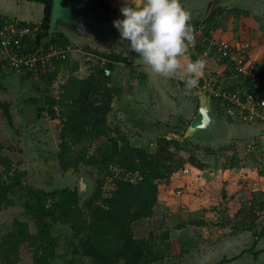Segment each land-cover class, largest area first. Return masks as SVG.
<instances>
[{
    "label": "rangeland",
    "instance_id": "obj_1",
    "mask_svg": "<svg viewBox=\"0 0 264 264\" xmlns=\"http://www.w3.org/2000/svg\"><path fill=\"white\" fill-rule=\"evenodd\" d=\"M103 1L54 0L53 35L60 41L63 39L59 38L58 30L68 35L65 48L69 49V57L60 63L58 78L52 86L56 87L71 74L84 76L97 67H110L111 79L122 89L108 117L111 127L124 133L133 145L150 152L158 149L159 139L163 137L182 140L180 145L171 143L169 148L178 157L176 165L183 167L158 181L154 215L134 224L136 235L155 234L165 245L167 257L154 264H217L224 258L230 259L227 264H254L255 256L246 250L253 246L255 234L264 228V121L231 116L221 102L212 98L211 111L216 123L207 133L211 139L206 140L203 135L206 133L201 132L191 135L194 137L185 143L183 138L190 137L186 136L189 127L199 122L197 115L203 93L213 97L219 90L233 88L245 96L253 94L254 89L246 86V77L235 72V59L225 62L217 43L228 41L234 48V57H241L243 65L249 68L260 63L264 59V0H181L190 13L194 35L182 63L186 65L196 59L206 62L198 88L189 94H185L180 76L165 78L153 73L121 41L119 31L110 23L122 18L120 9L125 0ZM222 6L238 9L237 13L224 16L220 23L215 22L221 24L219 28L205 34L206 18L211 10ZM0 8L4 10L1 4ZM34 14L38 18L34 20H40L39 8ZM85 46L105 54L115 49L128 62L109 66L105 57L86 51ZM1 56L0 60L4 54ZM75 66L77 69L73 70ZM256 69L263 74L256 90L264 94V65ZM43 78L23 71L0 73V82L5 87L0 90V142L6 146L4 153L16 167L26 171L24 181L28 185L46 189L81 185L82 192L89 187L93 191L99 176L96 169L82 166L79 171H61L57 158L59 120H52L47 110L42 114L38 110L40 105H46L48 95ZM30 96L36 97L38 103H28ZM5 103H9L13 124L4 114ZM193 154L203 163V168L188 161ZM106 188H111L110 180ZM10 197L13 204L0 211L1 232L12 230L15 219L28 222L31 231H35L24 206V190L18 189ZM253 221L252 231L236 230L239 223ZM53 231L60 245L52 264H66L72 255L68 243L71 230L67 225L57 224ZM166 233L168 238L162 239ZM256 248L257 245L253 249ZM32 255L31 248L24 245L18 264H33Z\"/></svg>",
    "mask_w": 264,
    "mask_h": 264
},
{
    "label": "trees",
    "instance_id": "obj_2",
    "mask_svg": "<svg viewBox=\"0 0 264 264\" xmlns=\"http://www.w3.org/2000/svg\"><path fill=\"white\" fill-rule=\"evenodd\" d=\"M29 1L42 4L43 16L38 21L19 20L18 23L41 24L43 32L36 41H25L26 50L34 51L38 47L43 49L39 55H45L48 52L45 47L51 48L53 43L55 46H66L69 39L64 33L57 31L62 41L56 40L58 37L53 35L54 0ZM100 3L104 1L100 0ZM212 4L213 1L210 7ZM237 10L223 6L211 10L212 13L205 20L207 25L204 28L205 34H208L212 28H219L221 24H217L224 16L235 14ZM244 13L250 12L244 11ZM12 19L18 18L8 20ZM5 20L2 18L0 22ZM48 37L50 40L43 39ZM84 49L105 57L109 61V66L128 62V58L115 49H111L107 54L88 46ZM68 57L69 55L66 58L54 57L48 62L40 61L42 58H39L35 71L29 68L13 69L1 59L0 73L6 70L23 71L44 77L48 95L44 101L46 105H40L38 110L39 114L47 110L52 120H59L57 158L61 171L64 173L71 170L79 171L85 166L96 169L99 176L96 178L91 195L83 201L81 185L74 187L65 185L53 189L28 185L24 181L26 171L15 166L12 158L4 153L5 144L0 142V211L12 205L11 194L22 189L25 192L26 213L36 227L35 231H31L28 222L15 219L12 230L1 232L0 229V264H18L24 245L31 248L33 264H52L58 256L57 250L60 245L59 238L53 231L57 224L67 225L71 230L68 243L72 247V255L67 259L66 264H154L162 261L167 257L165 245L155 234L138 237L134 231V224L154 215L158 202V181L169 177L179 167H183V164L176 165L178 157L169 148L171 143L180 145L182 140L163 137L159 139L158 149L150 152L145 147L133 145L124 133L112 128L108 117L113 110L114 99L122 93V89L114 84L110 75H105V66L97 67L84 76L76 71L77 74H71L65 81L53 87L60 72V63L68 61ZM223 59L228 62L230 58L223 57ZM234 62L235 72L246 77V86L254 89V96H264L256 90L260 82L256 81L253 75L240 72L237 62ZM263 65L264 59L249 69L256 77L263 79V74L256 69ZM76 69L77 66L73 70ZM51 88H54V91H51ZM1 89L5 87L0 82ZM222 90L231 94L237 93L242 100H246L247 96L233 88ZM212 96L210 99L212 106V101L215 99L221 102L224 108V103L227 101L223 102L222 97L214 94ZM27 102L37 104L38 99L30 96ZM8 106L9 103L3 104L4 114L13 124ZM227 106L232 104L228 102ZM225 110L227 112V109ZM217 115L222 117L218 112ZM219 123L222 124L220 121ZM203 135L206 136V140L211 139L209 134ZM214 135L219 134L214 133ZM193 137L183 138V143ZM188 161L198 168L204 167L195 154ZM109 180L111 188L107 189ZM254 227V221L241 222L236 230L252 231ZM255 237L253 246L246 250L254 256L258 252L253 248L257 241L264 237V228L257 232ZM167 238V233L164 237L162 235V239ZM229 261V258H224L217 264H227Z\"/></svg>",
    "mask_w": 264,
    "mask_h": 264
},
{
    "label": "clouds",
    "instance_id": "obj_3",
    "mask_svg": "<svg viewBox=\"0 0 264 264\" xmlns=\"http://www.w3.org/2000/svg\"><path fill=\"white\" fill-rule=\"evenodd\" d=\"M122 18L113 21L121 41L138 54L151 71L165 78L180 76L185 94L198 88L206 67L203 59L182 63L194 42L190 13L181 0H125Z\"/></svg>",
    "mask_w": 264,
    "mask_h": 264
},
{
    "label": "built area",
    "instance_id": "obj_4",
    "mask_svg": "<svg viewBox=\"0 0 264 264\" xmlns=\"http://www.w3.org/2000/svg\"><path fill=\"white\" fill-rule=\"evenodd\" d=\"M19 19L0 22V54H4V60L7 62L9 67L16 70L22 69H32L35 71L37 69V62L39 58L40 61H51L54 57L66 58L69 55V49L66 46L56 45L53 43L51 48L45 47L48 51L45 55H39V52L43 49L36 48L34 51L26 50V42L36 41L38 36H41L43 28L41 24H27L21 25ZM50 40L48 38H43ZM217 48L223 57L235 59L237 62V68L240 72L245 75H253L256 81L262 82V79L255 76L249 66L243 65V60L241 57H234V48L228 41H221L217 43ZM3 57V56H2ZM52 58V59H51ZM28 69V70H29ZM105 75L109 76L111 69L109 67L104 68ZM217 97H222L224 103V108L227 112L232 114V116H242L245 121H264V96L255 97L253 94H248L246 100H242L240 95L237 93L231 94V92L220 91L213 93ZM209 100L211 96H208ZM230 102L232 106H227Z\"/></svg>",
    "mask_w": 264,
    "mask_h": 264
},
{
    "label": "crops",
    "instance_id": "obj_5",
    "mask_svg": "<svg viewBox=\"0 0 264 264\" xmlns=\"http://www.w3.org/2000/svg\"><path fill=\"white\" fill-rule=\"evenodd\" d=\"M1 6L3 5L4 10L0 8V20L2 18L9 19V18H18L19 20L22 21H31L34 22L38 19L35 18L34 16H37L34 14V10H41L42 16H43V6L41 3L36 2V1H29V0H0ZM13 13L14 15L11 16L9 14L5 15V13ZM39 17V19L42 18ZM7 17V18H6ZM34 17V18H32ZM0 57L1 54H0ZM257 248L256 251L258 252L257 255L255 256V261L254 264H264V237L260 238L257 241ZM252 254V253H251Z\"/></svg>",
    "mask_w": 264,
    "mask_h": 264
},
{
    "label": "water",
    "instance_id": "obj_6",
    "mask_svg": "<svg viewBox=\"0 0 264 264\" xmlns=\"http://www.w3.org/2000/svg\"><path fill=\"white\" fill-rule=\"evenodd\" d=\"M200 107L198 109V115L199 116V122L198 123H193L187 133L186 136H191L196 132H201V133H208L209 131L214 129L216 119L215 115L212 113V106H211V101L209 100L208 96L203 93L201 95L200 99ZM91 187L87 188L86 192H82V201L89 197L92 193Z\"/></svg>",
    "mask_w": 264,
    "mask_h": 264
},
{
    "label": "flooded vegetation",
    "instance_id": "obj_7",
    "mask_svg": "<svg viewBox=\"0 0 264 264\" xmlns=\"http://www.w3.org/2000/svg\"><path fill=\"white\" fill-rule=\"evenodd\" d=\"M112 24V23H111ZM58 31H60V30H58ZM61 33H64V32H62V31H60ZM66 36H68L66 33H64Z\"/></svg>",
    "mask_w": 264,
    "mask_h": 264
}]
</instances>
